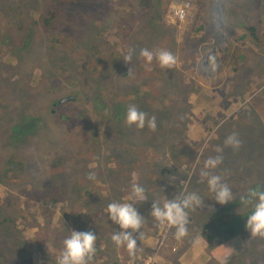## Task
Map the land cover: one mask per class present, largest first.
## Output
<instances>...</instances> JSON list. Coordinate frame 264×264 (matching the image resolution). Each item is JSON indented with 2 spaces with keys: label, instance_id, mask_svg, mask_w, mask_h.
Masks as SVG:
<instances>
[{
  "label": "rangeland",
  "instance_id": "obj_1",
  "mask_svg": "<svg viewBox=\"0 0 264 264\" xmlns=\"http://www.w3.org/2000/svg\"><path fill=\"white\" fill-rule=\"evenodd\" d=\"M179 4L191 7L184 22L173 15ZM13 10L28 17L24 30L8 17ZM48 10L62 18L46 27L37 17ZM142 49L169 51L176 63L149 64ZM132 106L155 117L154 130L127 124ZM233 133L238 150L224 143ZM217 155L226 168L264 177V0H0V264H57L72 230L96 234L91 264H212L206 255L249 263L238 237L209 248L207 223L219 225L212 207L201 222L198 214L189 221L188 210V225L198 226L179 239L150 215L153 201L182 193L211 202L200 172ZM134 184L145 201L130 199ZM114 201L144 216L134 256L111 240L118 228L106 209ZM242 207L224 216L240 209L242 226L251 206Z\"/></svg>",
  "mask_w": 264,
  "mask_h": 264
},
{
  "label": "clouds",
  "instance_id": "obj_2",
  "mask_svg": "<svg viewBox=\"0 0 264 264\" xmlns=\"http://www.w3.org/2000/svg\"><path fill=\"white\" fill-rule=\"evenodd\" d=\"M132 55L133 53L130 52L125 56L124 62L128 64L132 60ZM140 55L149 64L155 57L160 67L164 69H171L176 63L175 56L166 50L154 53L148 49H142ZM126 122L129 126L134 125L137 128H143L146 122L149 128L154 130L156 127L155 117L149 119L146 113L139 111L135 106L128 108ZM224 143L225 146H230L233 150H238L241 146V141L235 133L229 135ZM222 162L223 158L220 155L209 157L204 162V169L200 172L201 177L206 178L215 202L221 206L227 205L235 199L232 189L222 180L221 176L213 175L208 171L217 168ZM88 179L94 180V174H89ZM130 199L136 202L145 201L147 199L145 188L139 184L132 185ZM203 203L201 197L194 192L182 193L171 199L153 201L150 215L160 225L175 228V236L179 239L187 233L188 210L199 207ZM241 203L245 207L251 206V211L246 216V231L250 233V236L264 237V185L250 189L246 196L241 197ZM106 211L109 220L118 228V231L111 236L113 244L116 247L124 246L129 256H134L138 247V234H141L144 216L140 214L132 202H111ZM96 239V234L91 231H70V235L63 241V248L60 256L57 257V264H91L97 250Z\"/></svg>",
  "mask_w": 264,
  "mask_h": 264
},
{
  "label": "trees",
  "instance_id": "obj_3",
  "mask_svg": "<svg viewBox=\"0 0 264 264\" xmlns=\"http://www.w3.org/2000/svg\"><path fill=\"white\" fill-rule=\"evenodd\" d=\"M55 15H56L55 12L52 11L46 16L39 15L37 18L39 19V21L42 24H44L46 27H48L50 25L51 21L55 18ZM97 20L100 21L101 19L97 18ZM21 23L22 22H20V24ZM200 31H201V29H199V28L198 29L193 28L192 33L197 34ZM246 31H247L248 36L253 37L254 28H251V27L246 28ZM8 41H9V38H8ZM11 41H12V38H11ZM57 42H61V41L58 40ZM22 126L25 128V130H24V132H25L32 126V122L31 123L30 122L22 123ZM24 132L21 135V137L25 138L26 135L24 134ZM116 136L117 135H115V137ZM108 141L113 142L114 139L109 138ZM113 147H116V145H113ZM128 149L129 148H126V149L123 148L120 151L121 152L125 151L124 154H128L129 153L127 151ZM124 154H122V155H124ZM122 155H121V157H122ZM119 160H120V158L117 161H119ZM222 164H223L222 166L220 164L217 168H215L213 170L214 175H219V176H221L223 181H227L226 183L229 185V187L233 191V194L235 197L234 201H232L231 203H229L227 205L221 206L215 202L213 193H212L213 199L211 202H208L201 197V199L204 201V203L201 204L199 207H193L192 209H189V221H190L191 216L193 214H198L199 215L198 219H200V222H201L202 218H200V213L208 212V210L212 207L213 211H215V214H216V216H214L215 220L219 225L218 226L213 225V224L209 223V221L207 223L209 226V230H211V232L215 235V239L213 241H211L210 243H208L209 248L213 247L219 243H222L223 241H226L230 237H238L242 241L243 246L241 247L240 250H241V253L243 255L242 256L243 259L248 260L249 263H247V264H264V237L250 236V233H248L245 229L246 223H244L242 226H240V225L237 226L236 222L238 220V218H237L238 212H235L233 219H227V217L224 216L225 211H227L226 213H229V212L233 213L234 210L237 209V207L239 208V205L242 204L241 203V197L246 196L247 192L250 189L256 188L259 185V184H255L256 182L262 181V183H264L263 182L264 177L260 173V171L256 168H254L255 170H253V173L251 175V172L249 170L245 169L244 167H241L240 165H236V168H226L225 162H223ZM202 178H204V177H200V181ZM249 180H252V182H250ZM194 189L199 192L200 188H199L198 184L196 185V187ZM188 193H190V192H188ZM29 196H31V195H29ZM48 198H49V196H48ZM49 199L51 200L50 201L51 205H54L58 201V199L55 197H52V198L50 197ZM44 202H47V200ZM242 206H243L242 209L245 210L246 207L244 205H242ZM248 207H250V205ZM220 212H222V213H220ZM206 215H207V213H206ZM94 217L95 216L93 215V218ZM151 218H153V217L151 216ZM231 221L235 224V226H237L236 231L233 233L230 232L231 227H232ZM3 222L9 223L11 226H12V224H15V221L13 219H9V220L4 219ZM193 222H194V220L189 225L187 223V232H188V230H191V232L194 235V232L197 229L198 225H194ZM198 222H199V220H198ZM204 222H206V221H204ZM199 224H201V223H199ZM83 226L84 225L81 224L78 226V228H81ZM12 231L14 233L16 232L12 229L8 233V235H6V236H12V234H11ZM193 235H191V236H193ZM187 238H184L183 240H181V243L183 245H185L187 243L189 244L191 239H193L191 237H187ZM206 260H207V262H211L212 264H215L213 259L211 257H208L207 255H206ZM111 264H120V263L113 262ZM132 264H141V262L135 261ZM223 264H225V263H223Z\"/></svg>",
  "mask_w": 264,
  "mask_h": 264
},
{
  "label": "flooded vegetation",
  "instance_id": "obj_4",
  "mask_svg": "<svg viewBox=\"0 0 264 264\" xmlns=\"http://www.w3.org/2000/svg\"><path fill=\"white\" fill-rule=\"evenodd\" d=\"M14 11V12H13ZM13 11H10L9 13H8V17H10L11 19H13V20H15V25H20L21 26V28L24 30V28L27 26V22H26V18H28L27 16L25 17V16H23L22 14H21V12L20 11H18V10H13ZM50 12H52V10H48L47 12H45V14H44V16H46V15H48ZM54 12H55V19H60V17H61V15H62V10H59V11H57V10H54ZM62 18V17H61ZM20 22H22L21 24H20ZM8 27V26H7ZM18 33V32H17ZM16 33V36L18 37V34ZM6 38H9V41L8 42H6L9 46L11 45V37L7 34V33H5V35H4V37H3V40L4 39H6ZM28 38V37H27ZM26 46V43H23L22 44V47H25ZM21 48V47H20ZM19 48V49H20Z\"/></svg>",
  "mask_w": 264,
  "mask_h": 264
},
{
  "label": "built area",
  "instance_id": "obj_5",
  "mask_svg": "<svg viewBox=\"0 0 264 264\" xmlns=\"http://www.w3.org/2000/svg\"><path fill=\"white\" fill-rule=\"evenodd\" d=\"M173 15L179 22L186 21L191 15V7L189 4H179L173 7Z\"/></svg>",
  "mask_w": 264,
  "mask_h": 264
},
{
  "label": "water",
  "instance_id": "obj_6",
  "mask_svg": "<svg viewBox=\"0 0 264 264\" xmlns=\"http://www.w3.org/2000/svg\"><path fill=\"white\" fill-rule=\"evenodd\" d=\"M66 100H73L72 98L71 99H66ZM65 100H62L60 103H63Z\"/></svg>",
  "mask_w": 264,
  "mask_h": 264
},
{
  "label": "crops",
  "instance_id": "obj_7",
  "mask_svg": "<svg viewBox=\"0 0 264 264\" xmlns=\"http://www.w3.org/2000/svg\"><path fill=\"white\" fill-rule=\"evenodd\" d=\"M192 29H193V28H192ZM214 79H216V80H215V82H216V81H217L218 79H220V78H218L217 75H216V78H214Z\"/></svg>",
  "mask_w": 264,
  "mask_h": 264
}]
</instances>
